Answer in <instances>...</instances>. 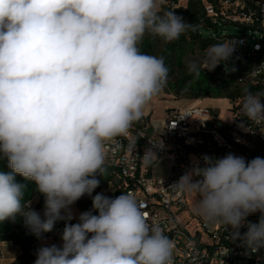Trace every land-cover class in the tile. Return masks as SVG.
Listing matches in <instances>:
<instances>
[{"label": "clouds", "instance_id": "clouds-1", "mask_svg": "<svg viewBox=\"0 0 264 264\" xmlns=\"http://www.w3.org/2000/svg\"><path fill=\"white\" fill-rule=\"evenodd\" d=\"M163 3L0 0V160L9 169L0 171V221L21 215L37 238L65 221L62 244L38 248L34 264H174V242L149 223L134 194L92 195L106 172L107 145L127 134L168 80L163 57L141 52L145 35L173 42L194 28L174 10L162 11ZM234 50L210 45L205 69L229 61ZM188 71L199 75L200 66L190 62ZM262 98L247 89L242 98L257 125L264 124ZM143 157L157 158L151 150ZM202 160L171 187L195 195L193 211L206 222L231 228L254 252L264 248V157ZM17 175L44 196L43 218L25 206ZM85 195L92 210L69 223L70 206ZM257 212L259 221L248 222Z\"/></svg>", "mask_w": 264, "mask_h": 264}, {"label": "built area", "instance_id": "built-area-1", "mask_svg": "<svg viewBox=\"0 0 264 264\" xmlns=\"http://www.w3.org/2000/svg\"><path fill=\"white\" fill-rule=\"evenodd\" d=\"M202 1L207 15L221 25L223 33L230 27L237 33L224 41L235 46L232 56L251 58L239 83L248 80V86L264 88V0ZM237 104L238 100L230 101L229 110ZM230 112L232 122L224 123L208 108L190 104L167 111L160 133L150 132L149 124L138 127L135 122L125 136L107 145L106 172L113 181H120L124 193L135 195L149 223L158 224L174 242V264H264V248L254 252L242 239H233L231 228L206 222L193 211L190 195L171 187L194 161L203 166L204 155L218 159L233 153L246 161L264 157V124L242 120V107ZM234 118L238 120L234 122ZM146 150L157 156L151 163L143 157ZM161 161L166 175L155 176L153 168ZM196 199L193 195L192 202ZM259 218L257 212L247 221L257 223ZM239 231L242 236L247 228ZM54 244L60 246L62 241L56 239Z\"/></svg>", "mask_w": 264, "mask_h": 264}, {"label": "trees", "instance_id": "trees-1", "mask_svg": "<svg viewBox=\"0 0 264 264\" xmlns=\"http://www.w3.org/2000/svg\"><path fill=\"white\" fill-rule=\"evenodd\" d=\"M209 1L212 2L213 0ZM175 5V0H172L170 5L164 7L163 11L174 10L177 15L184 18L185 22L194 25V28L183 33L178 40L169 42L159 51L158 57H163L165 65L169 69L168 80L175 65L173 59L175 54L179 53V55H181L189 44L195 45L203 52L206 51L210 45L224 43L227 38L237 35V33H223L221 25L207 15L202 0H187L184 6ZM160 41L161 38L150 35L140 44L139 47L141 52L154 55ZM232 57H235V59L231 67H229L230 65L227 61H221V64L216 66L212 71L200 69L199 75L187 74L178 79L171 87V91L177 98L186 97L198 99L215 97L213 96V89L216 88L219 93L223 94L231 102L238 100V104L232 106L230 110L242 107V98L245 94V89L252 93H258L264 92V88H259L257 86L240 87L238 79L249 66L251 58L247 55H236ZM262 103H264V98H262ZM245 119H247V117L244 114L242 120ZM237 120L236 118L233 119L234 122ZM136 123L138 127L149 124V115L142 116ZM0 171H9L6 160H0ZM96 178L100 181V184L95 190H103L108 187L110 189L108 196L112 198L124 193L120 181H113L109 173L105 172L102 176L98 174ZM16 182L25 186L23 197L25 206H27L28 203L30 205L32 199L36 197L37 201L35 205H30V207L33 210L44 207L45 198L37 191V186L34 181L26 180L22 176L17 175ZM75 205L81 212L89 211L77 202ZM94 213L98 214L95 211ZM64 226L65 221H57L51 232L42 233L41 236L37 238L25 225L23 216L17 215L14 220L8 219L0 221V242L11 241L14 245L20 247L22 253H28L33 250V244L36 240L46 236H53L57 231L62 233Z\"/></svg>", "mask_w": 264, "mask_h": 264}, {"label": "rangeland", "instance_id": "rangeland-1", "mask_svg": "<svg viewBox=\"0 0 264 264\" xmlns=\"http://www.w3.org/2000/svg\"><path fill=\"white\" fill-rule=\"evenodd\" d=\"M187 0H175V6H184ZM172 0H164L162 11L164 7L170 5ZM229 33H236L234 28H229ZM150 35H145L143 41L148 38ZM142 41V43H143ZM141 43V44H142ZM169 42H164L162 39L158 44L157 51L154 54L155 56H159V51L162 50ZM205 52H201L195 45L189 44L184 52L179 55V53L175 54L174 61L175 65L169 80L166 85L163 87L162 91L153 97V99L146 105L143 111V116L149 115V131L152 132V127L154 132L160 133L161 131V123L162 119L166 115L167 111L174 110L176 108H183L190 104H199L201 107L208 108L212 111L219 121L224 123L232 122V114L229 110L230 101L221 93L217 91V89H213L215 97L212 98H198V99H190L186 97L177 98L173 92L171 91V87L178 81L179 78L184 77L187 74H190L188 71V65L190 62H195L200 66V69H205L203 61L205 58ZM235 57H232L229 61V67H231L232 62ZM249 85V81H243L239 83L240 87H247ZM152 127H151V124ZM167 169L164 162H159L153 168V175L155 176H164L166 175ZM96 193H103L105 196H108L110 193V189L107 187L103 190H94L93 196ZM193 195H190L189 201H191V207L193 209L194 203L192 202ZM34 200L36 197L32 199L31 205L34 206ZM92 198L88 195L80 198L77 203L84 206L88 210H92ZM40 209H44L40 208ZM39 210V209H37ZM36 211V210H35ZM70 211L73 214V219L69 221V223H77L79 214L82 213L78 207L73 204L70 206ZM63 214V213H62ZM93 214L94 211H93ZM43 218V217H41ZM63 221V220H61ZM62 233L57 231L53 236H46L36 240L33 244V250L28 253H22L19 246L14 245L11 241H1L0 242V264H33L36 259V251L38 248L42 246H50L54 244L56 239L61 240ZM62 241V240H61ZM38 246V248L35 247Z\"/></svg>", "mask_w": 264, "mask_h": 264}, {"label": "crops", "instance_id": "crops-1", "mask_svg": "<svg viewBox=\"0 0 264 264\" xmlns=\"http://www.w3.org/2000/svg\"><path fill=\"white\" fill-rule=\"evenodd\" d=\"M150 124H151V121H150ZM151 127H152V124H151ZM152 132L153 133H156V132H154V129H153V127H152ZM36 201H37V198H36V200H34V204L36 203ZM30 205H31V202H30ZM32 206V205H31ZM38 213H40V215H41V217H43V213H44V209H39V210H36Z\"/></svg>", "mask_w": 264, "mask_h": 264}]
</instances>
